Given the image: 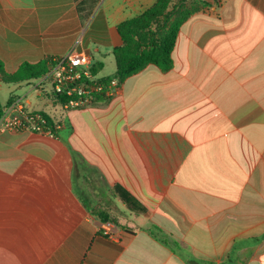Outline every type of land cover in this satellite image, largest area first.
I'll use <instances>...</instances> for the list:
<instances>
[{"label":"crops","instance_id":"0c3cea01","mask_svg":"<svg viewBox=\"0 0 264 264\" xmlns=\"http://www.w3.org/2000/svg\"><path fill=\"white\" fill-rule=\"evenodd\" d=\"M156 1L0 0L4 71L75 50L109 77L117 26ZM179 2L194 11L168 72L148 65L57 118L34 106L29 95L45 96L30 82L6 84H26L12 98L62 127L57 138L0 131V264H188L153 227L195 264H264V0ZM112 206L122 218L102 221Z\"/></svg>","mask_w":264,"mask_h":264},{"label":"trees","instance_id":"16d2710c","mask_svg":"<svg viewBox=\"0 0 264 264\" xmlns=\"http://www.w3.org/2000/svg\"><path fill=\"white\" fill-rule=\"evenodd\" d=\"M173 0H157L156 3L141 15L126 20L117 26V32L122 44L112 51L115 61V71L105 77V81L117 79L122 84L125 79L137 74L148 65L159 68L162 72H168L173 68L172 51L174 49L178 32L182 24L188 19L194 10L186 9L183 2L172 6ZM50 58H44L36 64L23 62L13 73L4 71L3 62L0 60V81L4 84H21L39 79L45 75ZM101 65L92 66L94 74H98ZM55 105L60 104L57 96H49ZM107 97L97 98L96 101H106ZM9 99L4 106L0 105V116L5 107L11 102ZM47 119L49 125H54V120L44 112H40ZM60 130L54 132V138L58 137ZM74 161H81L77 153H73ZM125 207L134 213L144 214L146 209L137 202L130 194L118 186L114 188ZM102 221H109L107 215L98 216ZM150 235L162 245L168 247L174 254L180 256L188 264H195L197 260L187 251H184L177 242L165 235L160 229L153 227L149 230ZM264 239V236L260 238Z\"/></svg>","mask_w":264,"mask_h":264},{"label":"built area","instance_id":"2783aa9c","mask_svg":"<svg viewBox=\"0 0 264 264\" xmlns=\"http://www.w3.org/2000/svg\"><path fill=\"white\" fill-rule=\"evenodd\" d=\"M103 0H99L102 2ZM92 59L84 51L71 50L63 56H52L45 75L31 80L30 85L45 97L57 96L63 111H70L91 105L97 98L110 97L119 88L117 79L105 81V77L91 70ZM62 124L49 125L47 119L38 111L27 108L24 97H13L0 116V131L29 132L54 138V132ZM105 234L114 237L111 226Z\"/></svg>","mask_w":264,"mask_h":264},{"label":"rangeland","instance_id":"374dc122","mask_svg":"<svg viewBox=\"0 0 264 264\" xmlns=\"http://www.w3.org/2000/svg\"><path fill=\"white\" fill-rule=\"evenodd\" d=\"M91 52L93 54H96L93 52V50ZM112 72H113V67L108 62H106L103 70H101L100 73L101 74H111ZM18 88H21V89L18 90ZM18 88H14L12 85H6L4 83L2 84L0 81V104L6 103L7 100L12 98V95L14 94L19 95L18 93H23L28 89V87L26 88V84L25 85L23 84ZM29 96L34 103V106H36L37 104V106H39L41 109L43 108L46 109L47 111H49L50 114L52 115L54 114L53 117L57 118V117L64 115L62 108L59 105H55L53 101L49 100L48 98L42 97L39 99H34L33 94ZM108 209L111 211L109 213H106V215L108 216L110 221H112L113 219L117 220L118 217L122 218L123 214L118 208L112 206V208H108Z\"/></svg>","mask_w":264,"mask_h":264}]
</instances>
